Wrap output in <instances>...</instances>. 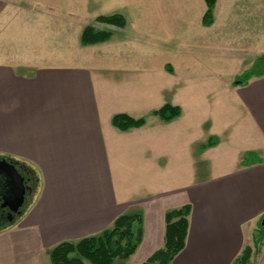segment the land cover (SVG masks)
<instances>
[{"label":"crops","instance_id":"0c3cea01","mask_svg":"<svg viewBox=\"0 0 264 264\" xmlns=\"http://www.w3.org/2000/svg\"><path fill=\"white\" fill-rule=\"evenodd\" d=\"M66 17L0 0V158L33 178L22 214L0 230V264H41L126 213L141 216L139 264L163 246L165 211L182 206L188 231L169 264H233L245 247L247 264H264V232L253 245L264 230V75L235 86L187 47L160 66L113 45L74 65L84 57L56 51L70 50ZM166 105L179 111L170 121L155 115ZM118 115L143 124L119 130ZM247 154L260 162L244 165Z\"/></svg>","mask_w":264,"mask_h":264},{"label":"rangeland","instance_id":"374dc122","mask_svg":"<svg viewBox=\"0 0 264 264\" xmlns=\"http://www.w3.org/2000/svg\"><path fill=\"white\" fill-rule=\"evenodd\" d=\"M26 2H33L39 9L48 13L58 11L73 15L71 18H65L71 33V36L67 35L70 50L64 48L56 50L62 54L66 53L65 56L68 57L71 55L77 57L78 54L77 58L89 56L94 58L95 55H90L94 50L100 55L104 48L110 51L113 45L121 52V56L148 57L154 66H160L164 61L180 57L183 49L187 47L190 58L200 60L203 68L217 72L228 81L251 68L256 58L264 56V0H216L207 24L203 22L206 13L204 0H26ZM115 14L124 18V25L121 28L96 21L99 16ZM87 26L109 32L110 35L103 42L82 45L81 34ZM61 43L62 41L58 44ZM67 43L62 45L67 46ZM84 58L68 63L81 66L92 60ZM24 206L23 204L19 211ZM259 227L256 236L260 232ZM49 250L42 254L41 264H49ZM134 263L135 256L127 259L117 258L113 262ZM84 264L90 263L85 261Z\"/></svg>","mask_w":264,"mask_h":264},{"label":"trees","instance_id":"16d2710c","mask_svg":"<svg viewBox=\"0 0 264 264\" xmlns=\"http://www.w3.org/2000/svg\"><path fill=\"white\" fill-rule=\"evenodd\" d=\"M216 0H204L206 13L203 18L205 24L211 19L210 13ZM96 21L100 24H107L112 27L121 28L124 25V18L121 15L99 16ZM110 33L103 30H96L92 26L84 28L81 34L82 45H92L103 42ZM264 75V56L257 58L252 67L244 71L234 80L235 86L246 85L251 78H258ZM179 114L177 108L166 105L155 112V115L163 121H170ZM114 127L119 130L140 127L142 120H133L124 115L115 116L112 120ZM213 141L208 144L212 145ZM260 162L252 154H247L243 160L244 165ZM27 173L31 175L30 171ZM32 176V175H31ZM190 208L182 206L169 209L164 213V236L163 246L154 252L144 262L139 264H169L172 259L184 248L188 231V215ZM10 225L0 226V230ZM263 229L254 237V249L263 240ZM142 235V220L139 213H126L118 216L112 225L98 234L83 237L74 241H64L55 245L49 250V264H113L117 258L127 259L134 255ZM252 248L245 247L240 255L233 261V264H247L251 256Z\"/></svg>","mask_w":264,"mask_h":264},{"label":"water","instance_id":"95a60500","mask_svg":"<svg viewBox=\"0 0 264 264\" xmlns=\"http://www.w3.org/2000/svg\"><path fill=\"white\" fill-rule=\"evenodd\" d=\"M23 182L16 164L0 158V188L2 189L0 191V210L7 209L9 212H14L25 203V196H30L32 190L25 187ZM21 214L22 212L19 211L15 218H11L9 225H12ZM261 226L264 227V220L261 222Z\"/></svg>","mask_w":264,"mask_h":264},{"label":"flooded vegetation","instance_id":"af4514ba","mask_svg":"<svg viewBox=\"0 0 264 264\" xmlns=\"http://www.w3.org/2000/svg\"><path fill=\"white\" fill-rule=\"evenodd\" d=\"M18 170L20 171V175L23 178L24 186L30 188L31 190H33V188H32V185H33V178H32V176L30 174H28L27 173V170L24 169V168H18ZM1 190L2 189L0 188V191ZM3 192L5 193L6 191L4 190ZM27 200H28V196L26 195L25 196V203L27 202ZM19 209H20V207L18 208L17 211H14V212H9L7 209L0 210V226L1 225H9V220L11 218H15L17 216V214L19 212ZM16 220H17V218H16Z\"/></svg>","mask_w":264,"mask_h":264}]
</instances>
